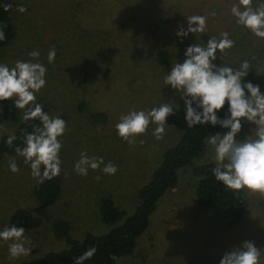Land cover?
Here are the masks:
<instances>
[{
    "label": "rangeland",
    "instance_id": "1",
    "mask_svg": "<svg viewBox=\"0 0 264 264\" xmlns=\"http://www.w3.org/2000/svg\"><path fill=\"white\" fill-rule=\"evenodd\" d=\"M3 1L11 5V20L19 43L25 47L33 43L46 48L54 45L61 52L60 68L82 69L90 55L80 56L79 49H111L108 57L114 63L113 70H106L108 76L85 91V95L93 98L92 112L105 113L109 117L107 124L93 123L91 115L81 113L71 100H64L61 107L45 104L46 112L53 114L50 117H60L67 123L65 134L60 137L63 147L59 176L63 181V193L55 209L48 211L46 216L38 214L33 196L37 181L32 178L23 157L15 154L0 159V231L11 227L9 221L16 210H29L34 216V226L25 232V237L35 245L30 255L11 259L8 242L0 240V264H23L39 261L50 252L69 247L67 242L54 237L52 216H66L72 224L73 236L81 239L88 233L106 231L97 210L104 197H112L126 211L135 208L140 188L160 167L163 154L173 145L177 133L165 125L164 138L158 141L152 134L156 125L150 124L148 131L129 145L118 137L115 125L119 117L130 110H150L163 102L186 110L180 96L170 85L164 84V76L170 73L172 64L183 62L189 45L206 44L210 37L220 38V33L229 32L235 46L222 60L218 52L214 63L237 68L247 59L245 52L250 51L252 44L250 32L237 26L231 14V7L237 0ZM260 2L253 0V6ZM21 5L26 8L23 13L17 10ZM191 15L207 17L205 32L189 34L183 39L177 37L178 26L186 28V17ZM160 47L173 56L168 67H159L154 60ZM75 73L72 72V79L78 75ZM38 97L37 102L44 106L41 98L45 96ZM4 117L0 114V135L14 134L17 126ZM254 127L242 120V129L236 139L255 138ZM227 131L229 129L221 128L217 134ZM83 151L89 157H102L105 164L112 162L118 168L117 173L107 175L89 169L87 176L78 175L74 165ZM213 155L206 141L205 153L193 166L180 171L178 186L160 200L151 228L135 254L120 264H220L225 252L240 247L244 241H253L258 249L264 248V198L244 192L247 209L235 222L199 207L193 169L215 163ZM12 158L20 169L18 173L9 170ZM97 176L101 178L97 180ZM261 264H264V250Z\"/></svg>",
    "mask_w": 264,
    "mask_h": 264
},
{
    "label": "clouds",
    "instance_id": "2",
    "mask_svg": "<svg viewBox=\"0 0 264 264\" xmlns=\"http://www.w3.org/2000/svg\"><path fill=\"white\" fill-rule=\"evenodd\" d=\"M10 7V4H5L4 10L8 11ZM17 10L23 13L26 8L21 5ZM231 14L237 26L264 41V0L255 7L253 0H237L231 7ZM186 23V28L179 25L176 32L181 39L189 34L204 33L207 17L191 15L186 17ZM5 38V33L0 30V41ZM234 46L235 41L230 38L229 32L220 33V38L210 37L206 44L197 42L189 45L183 62L172 64L170 73L164 76V84L170 85L183 100L186 107L184 119L189 128L211 124L229 129L224 134L209 135L207 140L214 152L216 166L212 174L215 180L231 191H244L264 198V93L258 84L245 80L252 67L249 60L241 61L238 68L214 63L218 52L222 60ZM28 55L32 60H17L11 68L0 64V101L14 100L15 107L24 110L23 120L40 121L41 127H34L31 133L24 134V147L16 146L14 150L30 167L32 178L37 183H43L61 173L63 144L60 137L65 134L67 123L60 117H50L37 102L36 93L45 87L48 69L39 62V51H31ZM55 57L56 48L53 45L48 52V63H53ZM226 101L228 111L225 118L220 119L217 113L224 108ZM176 108L163 102L150 110H130L119 117L115 125L117 135L132 145L138 136L148 131L150 124H155L152 134L156 140H162L167 118L175 115ZM242 120L255 125V138L236 139L242 129ZM14 140L16 136L9 135L6 144L11 147ZM101 165H104L103 168ZM89 169L100 170L107 175H115L118 171L112 162L105 164L102 157H89L83 151L75 162L74 171L87 176ZM9 170L12 173L20 171L15 158L10 160ZM100 178L96 177L97 180ZM0 240L8 242L11 259L30 255L35 247L25 237V228L16 225L0 231ZM262 250L264 248L258 249L253 241H244L240 247L225 252L220 264H261ZM96 251L95 246L90 247L74 259V264H85ZM111 259L117 260V257L113 255Z\"/></svg>",
    "mask_w": 264,
    "mask_h": 264
},
{
    "label": "trees",
    "instance_id": "3",
    "mask_svg": "<svg viewBox=\"0 0 264 264\" xmlns=\"http://www.w3.org/2000/svg\"><path fill=\"white\" fill-rule=\"evenodd\" d=\"M5 4H7L5 1L0 0V30L5 33L6 37L0 41V64H6L11 68L17 60H32L28 55L31 51H39V62L48 69L46 85L36 93L37 99L39 95L45 96L44 101L41 98V103L44 104V106L42 105L43 111L46 112V102L47 106L57 104V107H61L65 103L64 100L67 99L75 103L81 113L90 114L93 123L107 124L109 117L105 113L92 112L93 98L91 96V99L88 94L85 95V91L93 83H98L105 75L108 76L106 70H113L114 63L112 64V59L108 57L112 54V50L79 49L80 56L84 53L90 56L86 59L82 69H75L74 67L60 68L61 52L56 48L55 61L49 64L47 56L43 53L48 54L51 48L36 43L25 47L19 43L17 30L11 20L10 9L5 11ZM249 35L252 47L249 52H245V57L250 61L252 67L245 80L254 85L258 84L260 90H264V41L251 33ZM154 60L159 67L164 68L172 64L173 56L169 50L160 47L156 51ZM74 70L78 71L75 73ZM72 72L78 74L74 79L71 77ZM112 83H115L114 79H112ZM228 107L226 101L224 108L217 113L220 119L225 118ZM23 112L24 110L15 107L14 100L0 101V114L17 126L15 133L12 134L16 136V140L13 141L11 147L6 144L9 135L6 133L0 135V159L14 156L16 154L15 147L22 148L24 145V134L31 133L34 127L42 126L38 119L23 120ZM48 114L49 116L53 115ZM185 115V109L176 108L175 115H170L167 118L166 125L177 133V139L171 147L165 150L160 167L140 188L137 205L131 212L120 208L112 197H104L97 206V210L101 225L103 228L107 227L106 231L88 233L81 239L73 236L72 224L66 216L53 214L54 216L51 218L52 233L56 239L67 242L69 247L50 252L39 261L23 264H74V259L92 246H95L97 251L90 260L85 261V264H120L122 260L132 257L142 238L151 228L152 217L157 211L160 200L178 186L180 171L193 166L194 161L205 153L209 135L219 133L222 128L219 125L212 126L211 124L189 128L184 119ZM215 166V163H205L193 169L196 200L204 211L213 212L219 218L235 222L242 218L247 209L245 193L244 191H231L225 188L221 182L216 181L212 174V169ZM62 193L61 176L37 183L33 190V196L38 205V214L46 216L48 211L52 208L55 209L62 198ZM9 222L10 226L24 227L25 232H28L34 226V216L29 210L18 209L13 213ZM113 255L117 257V260L111 259Z\"/></svg>",
    "mask_w": 264,
    "mask_h": 264
}]
</instances>
